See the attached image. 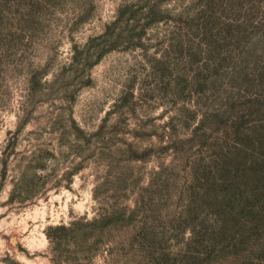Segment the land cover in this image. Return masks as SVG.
Instances as JSON below:
<instances>
[{"label": "rangeland", "instance_id": "374dc122", "mask_svg": "<svg viewBox=\"0 0 264 264\" xmlns=\"http://www.w3.org/2000/svg\"><path fill=\"white\" fill-rule=\"evenodd\" d=\"M0 264H264V0H0Z\"/></svg>", "mask_w": 264, "mask_h": 264}]
</instances>
